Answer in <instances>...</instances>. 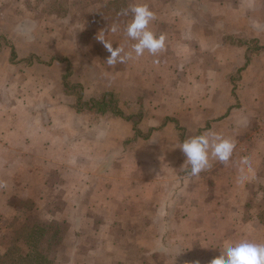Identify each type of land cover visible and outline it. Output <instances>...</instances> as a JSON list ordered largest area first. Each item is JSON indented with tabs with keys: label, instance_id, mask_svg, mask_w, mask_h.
Wrapping results in <instances>:
<instances>
[{
	"label": "crops",
	"instance_id": "0c3cea01",
	"mask_svg": "<svg viewBox=\"0 0 264 264\" xmlns=\"http://www.w3.org/2000/svg\"><path fill=\"white\" fill-rule=\"evenodd\" d=\"M14 3H0V236L24 211L42 233L52 221L51 264H210L226 243L264 244V0H33L13 21ZM135 3L166 49L110 67L100 39L132 50ZM77 90L118 108L138 93L133 122ZM198 131L236 147L190 176L179 146ZM5 241L0 255L18 246Z\"/></svg>",
	"mask_w": 264,
	"mask_h": 264
},
{
	"label": "clouds",
	"instance_id": "9594fccd",
	"mask_svg": "<svg viewBox=\"0 0 264 264\" xmlns=\"http://www.w3.org/2000/svg\"><path fill=\"white\" fill-rule=\"evenodd\" d=\"M129 12L132 18L126 24L124 31L130 40L135 41L131 45V51L126 52L122 46L113 48L112 43L100 39L110 53L106 59V63L110 67L133 59V52L135 53V58H139L145 52L152 56H157L166 49V37L164 35L157 37L149 30V25L156 16L147 4H132L128 9L122 10L121 14L127 16ZM118 28V25H113L110 30L115 33ZM32 30L33 27L31 25H23L20 28V31L25 35H30ZM154 62L158 63V61ZM235 147V140L225 138L221 134L211 131L192 136L184 140L179 146L186 157L185 162L190 165V171L188 172L190 176H198L201 172L210 168V158L227 164L233 155ZM242 163L248 164L247 157L242 158ZM245 179L246 177H241V182H244ZM210 264H264V244L249 240L226 243L223 251H220V255L213 258Z\"/></svg>",
	"mask_w": 264,
	"mask_h": 264
},
{
	"label": "trees",
	"instance_id": "16d2710c",
	"mask_svg": "<svg viewBox=\"0 0 264 264\" xmlns=\"http://www.w3.org/2000/svg\"><path fill=\"white\" fill-rule=\"evenodd\" d=\"M76 92V101L81 107L92 110L94 112H112L119 116H125L127 120H132L136 116L135 113L125 115L115 102L114 95L111 92H103L95 97H90L86 101H81L82 92ZM80 107V108H81ZM135 128V127H134ZM137 132V130L135 129ZM41 228L34 226L29 229L26 234L28 242L27 250L21 251L18 246L8 247L7 250L0 255V264H51L48 254L42 250L38 243V236H41Z\"/></svg>",
	"mask_w": 264,
	"mask_h": 264
},
{
	"label": "rangeland",
	"instance_id": "374dc122",
	"mask_svg": "<svg viewBox=\"0 0 264 264\" xmlns=\"http://www.w3.org/2000/svg\"><path fill=\"white\" fill-rule=\"evenodd\" d=\"M26 1L28 2L27 5H29V7L32 8V5H33L32 1L33 0H18V3L11 4V7H15V9L14 10L10 9V12H9L10 20L14 21V19H17V16L20 17V14L18 13L19 9L25 5ZM1 2H3V0H0V3ZM6 2H7V0H6ZM9 2H12V1H8V3ZM31 8H27V9L28 10L30 9V11H31L32 10ZM5 11H6V8H4V12ZM4 12L1 14H4ZM3 19L7 20V16L4 15ZM2 30L5 34H7V28L4 27V28H2ZM16 32H18V30H16ZM16 36H17V33H16ZM137 95H138V93L137 94L136 93H129V94L124 93L123 99H124V103H125L126 107H124V106H123L124 108L120 107L121 108L120 110H123L126 114L131 113L134 110V108L131 106H128V104L133 103L132 99H134ZM148 96H150V95H148ZM95 113L96 114H102L101 112H95ZM197 134L200 135V132L198 131ZM13 205L16 206L17 208H20V209L23 206H26V205H24V203L23 204L14 203ZM27 215L28 214H26L25 211L22 212V214H21L22 217L20 219H18L15 223H13V229L14 230L11 232V235L10 236L6 235V237L0 236V243H4V241L7 239V241H5V242L8 245L17 244L22 250L26 249V247H25L26 239L24 240V237L26 236L27 229L29 230L32 227L27 222H25V224H22L24 222V218H25V221H26V219H27V221L29 220ZM29 222H31V221H29ZM41 223H43V222H41ZM52 224H53L52 221L49 224H47V226H49V229H47V231L44 232L41 236H38V241H39L38 245L42 250L46 251L49 255L51 254L50 256L53 258V260L55 262V259L57 257V253H56V251L55 252H51V251L54 250V244L56 245V243H57L56 239L57 238H56V234H54L55 225H52ZM35 226L39 227L38 224H35ZM260 241L262 242V239ZM27 242H28V240H27Z\"/></svg>",
	"mask_w": 264,
	"mask_h": 264
}]
</instances>
